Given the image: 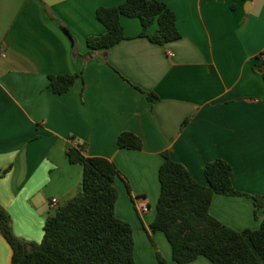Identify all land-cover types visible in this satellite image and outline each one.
<instances>
[{"label":"crops","instance_id":"0c3cea01","mask_svg":"<svg viewBox=\"0 0 264 264\" xmlns=\"http://www.w3.org/2000/svg\"><path fill=\"white\" fill-rule=\"evenodd\" d=\"M160 1L178 39L154 44L139 36L137 18L121 16L125 39L88 56L86 40L106 32L96 10L124 0H0V206L19 239L40 243L51 199L61 206L76 193L82 167L65 152L77 142L122 176L115 216L132 228L136 264H161L156 253L176 264L165 236L149 228L163 154L204 186L205 165L221 159L236 191L264 197V0ZM59 75L77 76L61 95L48 87ZM124 132L142 148H120ZM254 210L247 196L215 195L209 207L235 231L259 228L264 212ZM0 264H11L1 233Z\"/></svg>","mask_w":264,"mask_h":264},{"label":"trees","instance_id":"16d2710c","mask_svg":"<svg viewBox=\"0 0 264 264\" xmlns=\"http://www.w3.org/2000/svg\"><path fill=\"white\" fill-rule=\"evenodd\" d=\"M137 18L140 37L164 45L179 38L174 13L160 0H124L111 8H98L96 18L106 28L100 36L86 40L88 56L110 49L125 39L120 17ZM156 24L153 34L147 29ZM66 33L67 31L64 30ZM77 76H49L54 94L66 93ZM150 103L157 100L145 92ZM74 142V138H70ZM120 148L140 150L141 140L132 133L118 135ZM70 164L82 167V180L76 193L46 217L40 243L16 237L11 219L0 206V233L11 249V264H136L131 226L115 216L118 193L116 178H122L115 165L102 157L87 156V145L75 143L66 149ZM158 171L160 185L156 214L149 228L162 233L171 247L176 264H188L199 257L212 264H264V217L256 230L235 231L219 223L209 213L213 196H247L254 212L263 209L264 197L248 196L232 186V168L221 159L207 163V185L197 183L188 170L163 154ZM127 190H129L126 185ZM152 241V238L149 236ZM157 260L165 264L159 253Z\"/></svg>","mask_w":264,"mask_h":264},{"label":"built area","instance_id":"2783aa9c","mask_svg":"<svg viewBox=\"0 0 264 264\" xmlns=\"http://www.w3.org/2000/svg\"><path fill=\"white\" fill-rule=\"evenodd\" d=\"M259 59L262 62H264V54H261L259 56ZM49 206H50L51 209L56 210L59 207V200L57 198H52L51 201H50ZM137 206H138V209L141 212H146L147 211V206H146V204L142 200H138L137 201Z\"/></svg>","mask_w":264,"mask_h":264},{"label":"rangeland","instance_id":"374dc122","mask_svg":"<svg viewBox=\"0 0 264 264\" xmlns=\"http://www.w3.org/2000/svg\"><path fill=\"white\" fill-rule=\"evenodd\" d=\"M155 25H156V24H155ZM138 256H139V257H140V256H143V254H142V255H141V254H139ZM154 256H155V255H154ZM161 258H162V256H161Z\"/></svg>","mask_w":264,"mask_h":264}]
</instances>
